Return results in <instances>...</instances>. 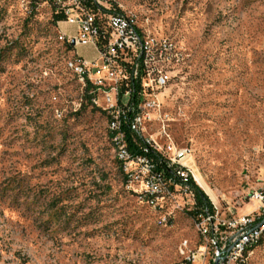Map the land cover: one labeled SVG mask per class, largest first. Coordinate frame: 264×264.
Returning a JSON list of instances; mask_svg holds the SVG:
<instances>
[{
  "label": "rangeland",
  "instance_id": "1",
  "mask_svg": "<svg viewBox=\"0 0 264 264\" xmlns=\"http://www.w3.org/2000/svg\"><path fill=\"white\" fill-rule=\"evenodd\" d=\"M109 1L184 54L146 133L189 150L191 179L221 212L251 211L264 187V0ZM60 8L0 0V264H178L198 240L195 204L176 188L152 208L139 179L128 185L65 63ZM248 264H264V238Z\"/></svg>",
  "mask_w": 264,
  "mask_h": 264
},
{
  "label": "built area",
  "instance_id": "2",
  "mask_svg": "<svg viewBox=\"0 0 264 264\" xmlns=\"http://www.w3.org/2000/svg\"><path fill=\"white\" fill-rule=\"evenodd\" d=\"M57 2L66 15L57 21L65 24L59 40L71 52L65 63L78 67L82 91L106 114L114 154L122 155L123 170H129L128 185L139 179L140 197L152 208L161 206L176 188L184 190L195 204L191 178L196 180V176L188 164L189 150L177 147L168 134V140L161 142L163 131L146 133L159 119L153 113L161 107L158 93L184 54H176L171 37L153 36L154 45L143 43L141 26L133 14L109 0ZM79 48L89 51L91 58L82 56ZM129 144H138L140 149ZM249 198L257 206L241 215L221 212L213 202L201 205L195 214L197 243L178 264H247L249 239L264 226V187ZM183 246L187 247L186 241Z\"/></svg>",
  "mask_w": 264,
  "mask_h": 264
},
{
  "label": "trees",
  "instance_id": "3",
  "mask_svg": "<svg viewBox=\"0 0 264 264\" xmlns=\"http://www.w3.org/2000/svg\"><path fill=\"white\" fill-rule=\"evenodd\" d=\"M56 1L57 0H32V2L34 3V5L37 4V3H40V2H49V3H51V4L54 5L56 3ZM65 17H66V15H65V12H64V10L62 8H60L57 11L53 10V13H52V19H53V21L57 22L58 20H64ZM63 45H64V48L66 50L70 51V48L68 47V45H66L65 43H63ZM5 58H6V54L4 53V50H0V63L3 60H5ZM85 96H86V100H88L87 102L90 103L89 102L90 101V96L87 93L85 94ZM94 109H96V108H94ZM103 114H104V116L106 118V123H107V121H108L107 116H106V114L104 112H103ZM107 130H108V127H107ZM110 134H111V131H110ZM108 137H109V140L112 139V135H109V130H108ZM111 141L112 140H110V142ZM129 147L132 148V149H138V148L140 149V146L138 144H134V145L133 144H129ZM112 150H113V148H112ZM154 159H155L158 167H162L163 166V164L160 161V158L159 157L158 158L156 157ZM191 186H192L193 191H194L195 206L189 211V213L195 214L196 211L199 209V208L198 209H195V207L197 206V204L201 206L203 204H210L211 202L208 199L207 195L203 192V190L195 182H193V180H191Z\"/></svg>",
  "mask_w": 264,
  "mask_h": 264
},
{
  "label": "bare ground",
  "instance_id": "4",
  "mask_svg": "<svg viewBox=\"0 0 264 264\" xmlns=\"http://www.w3.org/2000/svg\"><path fill=\"white\" fill-rule=\"evenodd\" d=\"M136 25L139 26L137 20H136ZM141 31H142V42L146 43L147 45H154V38L151 35L145 34L143 32L142 26H141ZM60 35H62V32ZM171 44L173 47H175L172 42H171ZM176 54H178V53L176 52ZM69 66L71 67V63H69ZM71 69L75 72L78 80L81 83V76L79 75L78 67H71ZM117 156L121 161H123V157L121 154H117ZM197 178L198 177L196 175V180L198 181ZM198 228H199V222H198ZM263 238H264V226L261 228V230L256 231L255 236L253 238L249 239V250L247 252V264H248L250 256H252L254 254V250L261 243Z\"/></svg>",
  "mask_w": 264,
  "mask_h": 264
}]
</instances>
